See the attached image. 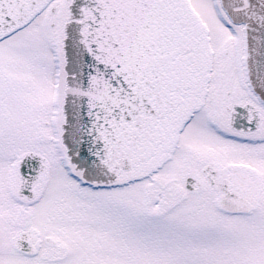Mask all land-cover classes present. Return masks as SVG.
I'll return each mask as SVG.
<instances>
[{
  "label": "snow or ice",
  "instance_id": "6c2138e0",
  "mask_svg": "<svg viewBox=\"0 0 264 264\" xmlns=\"http://www.w3.org/2000/svg\"><path fill=\"white\" fill-rule=\"evenodd\" d=\"M0 264H264V0H0Z\"/></svg>",
  "mask_w": 264,
  "mask_h": 264
}]
</instances>
